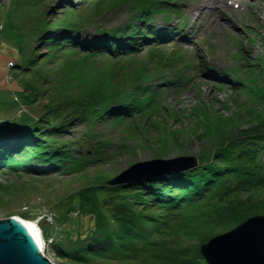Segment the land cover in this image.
I'll return each mask as SVG.
<instances>
[{
  "label": "rangeland",
  "instance_id": "rangeland-1",
  "mask_svg": "<svg viewBox=\"0 0 264 264\" xmlns=\"http://www.w3.org/2000/svg\"><path fill=\"white\" fill-rule=\"evenodd\" d=\"M34 1L0 2V125L13 124V119L20 116L19 109L23 110V116L26 118L43 117L52 124L59 122L56 117L59 110L54 109L47 115L42 114L50 108L53 109L52 106H45L48 104L45 84L54 90L53 97L57 99L56 90L61 87L55 85L58 81L65 83L69 75L59 78L55 70L64 66L68 71H72L75 69L72 65L79 63V59L76 60L72 56L73 53L67 49L58 52L59 58L50 55L43 61L33 62L45 55V47L41 45L34 48L37 57L28 56L34 38V24L30 19L31 17L32 20L43 19L42 15L32 13L35 8ZM132 1L41 0V8L45 10L44 14L46 13L44 19L50 15L61 19L71 13L81 14L82 24H77L79 28L77 37L88 39L103 34L104 30L105 32L108 29L120 30L123 25L135 24L134 10L129 8ZM173 2L178 9L163 8L170 11L171 18L168 22L160 14L148 15L157 27L169 26L178 29L175 37L151 49V52L155 50L156 54L163 57L162 66L156 65L155 59L148 66L151 71L161 70L159 78L154 83L160 85V91L164 94H161V98L159 95L157 105L153 101H147L144 115L134 111L131 117L125 116L123 120L114 121L106 118L99 121L98 128L95 127L91 135L95 136L93 151L100 157L98 163L90 166L92 163L85 160L86 167L89 168L71 175H65L61 171L46 175L23 173L19 166L15 167L19 170L16 172L9 170L0 172V220L21 217L35 221L42 232L44 256L52 264H86L72 262L67 253L81 254L80 248L84 249L87 244L92 245L89 237L97 234L88 233L87 229L93 222L91 217L110 208L106 205L108 199L98 205L96 202L99 201L95 202L94 198L90 201V193L82 191L90 184L87 175L91 179L102 173L105 179L100 183L105 182L106 186L113 188L125 184L113 186L108 183L137 162L180 156L198 157L206 144V141L197 137L204 130V122L202 125L194 123L198 117L193 115L196 114L198 106L212 107L210 113L215 112L216 116H222L223 123L228 121L225 116L229 117L234 112L238 114L245 109L246 104L253 107L257 114L264 111V0H222L225 5L223 11L225 17L222 14L219 16L221 20L226 18L231 21L225 28L212 23L211 13L199 15L203 5L208 4L207 0ZM216 5L215 2L210 6L216 8ZM254 12L256 19H253ZM182 22L185 25L180 27L179 23ZM137 25H140L139 28L143 26L138 22ZM74 50L81 52L77 48ZM151 52L143 48L130 56L129 60L132 65H139L145 60V55ZM176 52L182 61L175 56ZM80 55L84 56L85 53L81 52L77 57ZM91 57L102 63L108 61L106 56L93 54ZM170 57L175 58L172 63L169 62ZM124 58L126 57L120 59ZM36 68L41 76L34 74ZM79 68L82 72L86 69L84 63L79 64ZM178 76L187 78V82L176 81ZM46 79H50L51 82L46 83ZM53 79L56 81H52ZM161 79H164V84H160ZM64 90L68 95L72 87L67 86ZM251 90L254 92L249 93ZM67 95L64 93L63 96ZM224 104L227 108L222 107ZM243 117L246 118V114H243ZM219 122L221 120L215 121V124ZM248 122L250 120L241 125L243 130L250 127L251 124ZM3 128L0 135L9 133L7 125ZM61 129L63 130H60V134H64V139L70 146V155L82 156L88 160L87 156L90 154L87 153L92 150L85 137L86 125L82 120L72 121ZM233 130L234 127L231 129L232 134ZM40 131L41 139H45L46 135L49 140L58 139L45 130ZM246 134L244 132V135ZM102 141H109L115 150L105 151V144ZM80 145L82 147H79ZM38 165V162H34L33 166L39 167ZM145 179L147 178L126 184ZM102 197V194L98 193V200H102ZM83 200L85 201L82 202ZM124 201L122 197L119 198L120 203ZM140 208L141 205L137 206L139 212L143 213L144 210ZM145 211L147 212L143 214L150 213L149 215L154 217L161 215L163 210L149 207ZM113 212L112 210L111 213ZM218 219L221 220L219 216ZM158 220L159 229H163L164 233L170 231L169 226L164 223L165 218ZM169 222L171 220L167 223L172 225ZM196 225L206 230V222L200 226ZM82 253H85L84 250ZM101 264L115 263L102 261Z\"/></svg>",
  "mask_w": 264,
  "mask_h": 264
},
{
  "label": "trees",
  "instance_id": "trees-1",
  "mask_svg": "<svg viewBox=\"0 0 264 264\" xmlns=\"http://www.w3.org/2000/svg\"><path fill=\"white\" fill-rule=\"evenodd\" d=\"M170 3L165 0H133L129 8L134 10L135 24L123 25L120 30H104L103 34L94 38L79 39L77 24H82L81 14L71 13L61 19L50 15L44 19L46 13L41 8V0H35L32 13L42 15L43 19H30L34 24V38L28 56L37 57L34 48L41 45L45 47V55L32 60L33 62L43 61L50 55L59 58L58 52L67 49L76 60L79 59V63L72 65L75 68L72 71L64 66L55 70L59 78L69 75L65 83L58 81L55 85L61 87L56 90L57 95H60H56L57 99L52 93L54 90L45 84L48 99L45 106H52L53 109L42 114L59 110L56 116L59 122L52 124L43 117L26 118L23 110L19 109L20 116L13 119V124L0 125V130L6 125L9 130V133L0 135V172L20 170L23 173L46 175L61 171L65 175H71L87 170L89 167H86L85 160L92 163L90 166L100 160L93 151L95 136H91L100 120H123L125 116L131 117L134 111L144 115L147 101H153L157 105L159 95L164 94L160 91V85L154 83L161 70L151 71L148 65L155 59L156 65L162 66L163 57L156 54L155 50L151 52V49L157 47L159 40L175 37L178 29L168 26L166 30H159L148 15H164L168 21L170 11L163 8L169 7ZM137 22L143 26L139 28ZM74 48L85 55L77 57L81 52H76ZM143 48L148 49L151 54H146L141 64L132 65L130 56ZM93 54L106 56L108 61L102 63L92 58ZM175 56L182 61L177 52ZM123 57L126 58L120 59ZM174 60V57H170L169 62ZM82 63L86 68L84 72L79 68ZM37 70L38 68L34 74L41 76ZM183 76H178L176 81L187 82V78ZM163 80L161 79L160 84H164ZM45 82L51 80L46 79ZM67 86L72 87L68 95L64 90ZM253 92L251 90L249 93ZM64 93L66 97L63 96ZM222 107L227 108L226 104ZM211 108L198 106L193 115L198 117L194 123L202 125L204 122V130L197 137L206 141L198 154L196 168L164 173L113 188L106 186L105 182L100 183L105 179L104 174L91 179L87 175L90 184L82 191L90 193V201L94 198L95 202L99 201L96 202L98 205L108 199L106 205L110 208H106V212L97 211V216L92 215L93 222L87 230L90 235H97L89 237L92 245L80 248L81 254L67 253L72 262L206 264L199 253L201 244L230 230L250 216L264 214V129H260L264 128V111L257 114L253 107L246 104L245 109L238 114L234 112L229 117L225 116L228 121L223 123L222 116L210 113ZM243 114L247 117H243ZM75 120H82L86 125L85 137L92 150L87 153L91 155L87 156L88 160L82 156L70 155L68 141L64 139V134H60V130H63L61 128ZM218 120L221 122L216 125L215 121ZM248 120L251 125L243 130L241 125ZM40 130H45L58 139L49 140L47 135L45 139H41ZM244 132L247 134L244 135ZM102 142L105 144V151L115 150L109 141ZM34 162H38L39 167L33 166ZM18 166L19 170L15 168ZM98 193L102 194V200H98ZM120 196L125 199L122 203L119 202ZM139 205L144 210L143 213L149 207L163 211L161 215L153 217L150 213H140L137 209ZM161 218H165L164 223L169 226L170 231L164 233L163 229H159L157 223ZM170 220L172 225L167 223ZM203 222H206V230L196 225L200 226ZM108 227L112 229H104ZM57 253L60 252L57 250Z\"/></svg>",
  "mask_w": 264,
  "mask_h": 264
},
{
  "label": "water",
  "instance_id": "water-1",
  "mask_svg": "<svg viewBox=\"0 0 264 264\" xmlns=\"http://www.w3.org/2000/svg\"><path fill=\"white\" fill-rule=\"evenodd\" d=\"M197 166L196 156L137 162L108 184H126ZM37 244L15 217L0 220V264H52ZM199 253L206 264H264V215L250 216L230 230L211 237L200 245Z\"/></svg>",
  "mask_w": 264,
  "mask_h": 264
},
{
  "label": "bare ground",
  "instance_id": "bare-ground-1",
  "mask_svg": "<svg viewBox=\"0 0 264 264\" xmlns=\"http://www.w3.org/2000/svg\"><path fill=\"white\" fill-rule=\"evenodd\" d=\"M207 2L208 4L207 5L204 4L201 11H199V15H203V13L206 14V12L211 13V15L213 16L212 23L222 28L228 27L231 21H228L226 18H224V20H221V17L219 16V14H222L225 17V14L223 13L225 8V5H223L224 2L222 3V0H207ZM215 2L217 4L216 8L211 7L210 5ZM195 10H199V9H195ZM256 12L253 13V19H256ZM162 30H166V28H162ZM235 31H237V28H235ZM16 219H18L24 225V227L27 229L32 239L35 242H38L37 246L39 247V249L42 250L43 248L42 232L40 227L36 224V222L33 220H26L21 217H16Z\"/></svg>",
  "mask_w": 264,
  "mask_h": 264
}]
</instances>
